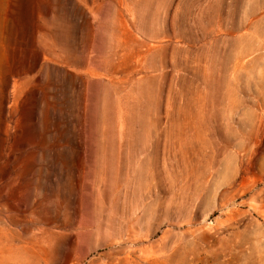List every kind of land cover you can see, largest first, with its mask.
<instances>
[{"label": "rangeland", "instance_id": "obj_1", "mask_svg": "<svg viewBox=\"0 0 264 264\" xmlns=\"http://www.w3.org/2000/svg\"><path fill=\"white\" fill-rule=\"evenodd\" d=\"M0 264H264V0H0Z\"/></svg>", "mask_w": 264, "mask_h": 264}, {"label": "bare ground", "instance_id": "obj_2", "mask_svg": "<svg viewBox=\"0 0 264 264\" xmlns=\"http://www.w3.org/2000/svg\"><path fill=\"white\" fill-rule=\"evenodd\" d=\"M84 234H86L87 238H90L94 233L91 232V231H87V232H85ZM87 240H88V239H87ZM87 248H88V249L86 250V253H85L84 255H86V254L92 252V249H93L94 247H92V248L87 247Z\"/></svg>", "mask_w": 264, "mask_h": 264}]
</instances>
